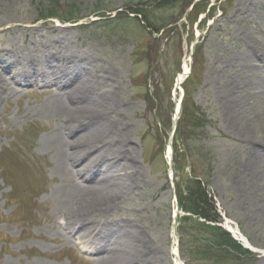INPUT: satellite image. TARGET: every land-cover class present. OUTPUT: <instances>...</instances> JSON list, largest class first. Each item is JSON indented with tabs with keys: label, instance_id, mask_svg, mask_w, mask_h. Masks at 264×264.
Masks as SVG:
<instances>
[{
	"label": "rangeland",
	"instance_id": "rangeland-1",
	"mask_svg": "<svg viewBox=\"0 0 264 264\" xmlns=\"http://www.w3.org/2000/svg\"><path fill=\"white\" fill-rule=\"evenodd\" d=\"M241 1L181 0L162 7L163 0L157 4L155 0H60L64 8L74 3L81 10L78 21L63 22L42 18L49 0H0V57L6 51L15 61L0 65V79L6 81L0 88V264H98L111 255L108 241L93 254L76 240L77 234L64 228L72 218L69 211L77 184L101 187L95 178L83 182L73 170L77 166L72 164L70 171L61 161L68 151L65 142L80 135L56 132L60 120L54 105L62 96L73 108L69 88L14 87L11 82L15 76L42 69L50 52L65 56L60 61L61 75L77 81L73 65L83 67L94 92L114 99L104 121L111 124L117 142L123 135L131 140L137 166L129 171V179L121 180L123 191L115 190L119 201L108 221L143 229L155 252H143L142 259L151 264H175L172 251L177 247L184 264H203L188 251H180L181 231L173 217L181 173L176 163L170 169L167 157L173 104L185 93L183 84L175 91V83L191 58L187 85L207 117V127L191 144L198 153L207 152L198 161L209 174L220 225L224 227L226 220L238 225L258 248L227 264H259L264 258V182L252 184L255 174L243 168L257 159L252 143L264 141V118L251 114L243 122L244 136L229 130L222 112L224 86L232 72L226 70V60L240 54L245 42L261 36L256 23L261 25L264 6L248 13V23L238 12ZM140 9L151 11L158 25L177 21L178 29L168 25L156 32L135 12ZM38 26L33 32L31 27ZM153 96L163 102L155 103ZM180 140L178 161L184 163ZM260 162L264 167V155ZM181 171L190 173V168L184 165Z\"/></svg>",
	"mask_w": 264,
	"mask_h": 264
},
{
	"label": "bare ground",
	"instance_id": "bare-ground-1",
	"mask_svg": "<svg viewBox=\"0 0 264 264\" xmlns=\"http://www.w3.org/2000/svg\"><path fill=\"white\" fill-rule=\"evenodd\" d=\"M256 6H264V0L241 1L239 7L242 9L238 12L243 21L250 23L248 13L255 11ZM259 19L261 25L260 22L256 24L261 36L252 38L248 43L245 42L241 46L243 50L240 54L231 55L226 60L225 68L232 72L224 86L226 94L222 112L229 130L237 135H247L243 122L249 119L251 114L260 116L262 114L264 118V8ZM38 28L39 26L31 27L33 32H36ZM63 58L65 56L60 52H50L44 56L42 69L15 76L11 82L14 87L36 84L48 88L53 85L61 91L69 88V102L73 108L69 107L64 97L59 95V102L54 105V111L60 120L56 132L60 135L66 133L71 137L78 132L80 135L73 142L70 140L65 142L68 151L62 156L61 161L65 167L68 164L70 171H72V164L77 166L73 170L83 182L95 178V183L101 187L97 188L94 185L86 187L76 183L78 192L73 199V209L69 211L72 218L64 223V228L72 235L77 234L76 240L81 245L87 246L93 254L102 251L99 247L100 243L103 242L104 248L108 241L111 245V255L107 259H101L98 264H151L142 259L143 252L147 254L155 252L152 251L153 247L150 246L144 230L134 228L128 222L108 221V216L112 214L119 201L115 190L123 191L125 185L121 183V180L123 177L129 179V171H133L137 166L135 154L130 147L131 140L123 135L122 141L117 142L111 134V124L104 121V116L110 111L114 99L94 92L87 74L82 73L83 67L73 65V68L77 69L75 75L78 77L77 81L69 76L61 75L59 69H61L60 61ZM70 59L68 57L67 60L72 63ZM188 60L183 71L178 75V84L183 82L190 70L191 58ZM14 63L13 57L8 52L5 51L4 55H1L0 65ZM54 66H59L58 71H54ZM15 68L16 66L13 70ZM5 82L2 78L0 79V88ZM114 87L115 85L111 83L110 90H114ZM252 144L253 153L257 159L251 161L243 170L255 174L250 179L252 184L262 186L264 178L261 174H264V167L261 165L260 158L264 155V141H254ZM170 150L169 147L168 159L171 156ZM80 164L82 165L79 168ZM259 190L262 191V189ZM224 227L246 247L254 252L258 251L238 225L226 220ZM172 253L175 264H184L177 257L176 248ZM259 264H264V258L260 259Z\"/></svg>",
	"mask_w": 264,
	"mask_h": 264
},
{
	"label": "trees",
	"instance_id": "trees-1",
	"mask_svg": "<svg viewBox=\"0 0 264 264\" xmlns=\"http://www.w3.org/2000/svg\"><path fill=\"white\" fill-rule=\"evenodd\" d=\"M159 1L155 0V3L157 4ZM179 1L181 0H163L161 6H175ZM59 3L60 0H49V7L42 18H59L63 22L78 21L80 19L81 10L77 4L73 3L64 8ZM198 3L193 8L197 7ZM135 12L143 15L149 27L154 28L156 32H160L168 25L178 29V26H174L177 21H169L158 25L157 18L151 14V11L140 9ZM122 17L123 15L119 14L118 19ZM191 36L193 37V35ZM189 78L184 83L185 96L176 132V136L178 139H182L184 146L182 150L184 163L178 161V143L174 144V162L176 166L178 165L181 173L176 184L177 198L180 209L185 213L184 216L179 218L178 229L181 231V240L183 241V245L180 246L181 253L188 251L196 256V261L203 262V264H227L234 257L240 254H251V252L235 240L227 230L218 225L221 216L217 212L210 193L211 180L209 174L205 173V168L203 166L201 168L198 161V156L207 154V152L203 150L198 153L197 147L191 144L198 133L204 131L207 127V117L204 111L194 103L187 85ZM153 99L155 103L163 102L159 96H153ZM149 100L152 102L150 98ZM178 139L177 141H179ZM184 165H188L190 173L181 171ZM199 170L201 172H198Z\"/></svg>",
	"mask_w": 264,
	"mask_h": 264
}]
</instances>
